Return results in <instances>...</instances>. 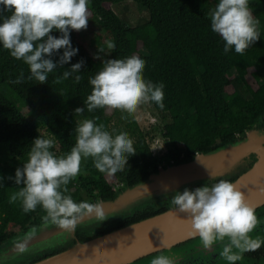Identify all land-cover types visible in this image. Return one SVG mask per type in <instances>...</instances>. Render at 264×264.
Returning <instances> with one entry per match:
<instances>
[{
  "label": "trees",
  "instance_id": "trees-1",
  "mask_svg": "<svg viewBox=\"0 0 264 264\" xmlns=\"http://www.w3.org/2000/svg\"><path fill=\"white\" fill-rule=\"evenodd\" d=\"M119 1L123 0H89L88 3V24H98L105 37L115 43L109 58L93 55L80 31L70 30L71 46L78 51L68 63L49 73L43 84L29 80L28 65L11 57L0 44V143L13 155L7 165L0 166V246L15 233L8 229L10 223L20 230L44 220L45 212L40 206L24 213L19 200L9 203L10 196L23 187L15 183V171L27 161L34 139L46 138L42 129L55 136L50 151L56 155L68 153L74 146L77 120L92 119L97 125L104 124L108 131L110 119L105 115L106 108L89 112L84 103L91 94L89 77L101 70L104 60L138 56L145 61L144 80L164 84L163 109L149 103L169 115L170 121L163 131L171 146L168 162L186 160L198 151L213 149L264 120V0H249L253 17L259 21L260 37L243 55L234 48L224 52V41L211 30L210 0H134L148 9L149 19L133 26H127L112 9V4ZM2 8L0 16L8 15ZM50 35L59 38L62 34L54 30ZM96 36L101 39L97 45L101 54L108 48L107 42L100 34ZM62 54L60 49L50 58L56 63ZM81 60L84 63L79 72L61 83H53L63 71ZM21 73L23 82L13 83ZM235 73L249 97L235 88L232 80ZM75 75L82 76L79 83L75 82ZM2 86L20 104L3 93ZM76 108L85 111L77 117ZM132 141L136 153L128 157L123 171L110 176L100 173L91 157L82 159L80 173L70 180L65 194L76 203L91 204L99 198H112L121 186L133 185L156 169L159 164L145 137L140 134ZM157 203L152 200L145 208L107 220L89 233L77 228L76 236L83 241L162 212L172 204L158 209L154 206ZM63 249L16 264H27Z\"/></svg>",
  "mask_w": 264,
  "mask_h": 264
},
{
  "label": "clouds",
  "instance_id": "clouds-1",
  "mask_svg": "<svg viewBox=\"0 0 264 264\" xmlns=\"http://www.w3.org/2000/svg\"><path fill=\"white\" fill-rule=\"evenodd\" d=\"M88 3L89 0H0L2 11L9 13L0 16V44L11 57L28 65L29 80L43 84L49 73L68 63L77 53L78 49L71 46L69 32L87 28ZM209 17L211 30L224 41L225 53L234 48L237 54L243 55L260 37L259 21L253 17L249 0H219ZM54 30L62 35L59 38L50 35ZM107 47L114 50V41H109ZM60 49L63 54L54 63L50 57ZM103 51L101 48L100 52ZM83 63L81 60L73 64L53 83H61L79 72ZM144 67L145 61L135 55L104 60L101 70L89 77L91 94L84 102L87 110L106 108L131 114L148 102L163 109L164 84L145 81ZM23 77L21 73L13 83H22ZM81 79V75H75L76 83ZM84 111L85 108L74 110L77 117ZM74 132V146L61 155L50 151L55 136L34 139L27 161L15 171L14 181L23 187L9 198V203L19 200L24 213L40 206L45 212V222L62 229H73L80 218L93 212L100 221L106 219L99 206L86 201L76 203L65 194L70 180L80 173L82 159L91 157L100 173L111 176L123 171L128 157L136 153L127 133L113 136L104 124L97 125L92 119L77 120ZM171 203L186 214L202 247L215 250L213 246H218L219 256L228 264H235L243 259L244 253L256 251L264 244V238L250 235L261 221L246 203L243 193L229 181L219 180L191 191L176 192ZM150 264L174 262L160 255Z\"/></svg>",
  "mask_w": 264,
  "mask_h": 264
},
{
  "label": "water",
  "instance_id": "water-1",
  "mask_svg": "<svg viewBox=\"0 0 264 264\" xmlns=\"http://www.w3.org/2000/svg\"><path fill=\"white\" fill-rule=\"evenodd\" d=\"M251 159V167L231 183L254 209L264 202V124L213 149L198 151L186 160L165 162L135 184L123 185L112 198L95 200L91 204L104 213L103 221L93 212L80 218L73 229H62L43 220L17 231L0 246V264L41 257L65 244L68 246L63 250L27 264H130L155 250L169 249L174 243L198 236L186 214L176 206L83 241L77 238L76 230L90 229L114 216L145 208L149 201L162 195L227 175Z\"/></svg>",
  "mask_w": 264,
  "mask_h": 264
},
{
  "label": "rangeland",
  "instance_id": "rangeland-1",
  "mask_svg": "<svg viewBox=\"0 0 264 264\" xmlns=\"http://www.w3.org/2000/svg\"><path fill=\"white\" fill-rule=\"evenodd\" d=\"M217 2L216 0H210L208 2V9L211 11L215 8ZM112 9L118 14L120 19L126 23L127 26H133L136 24L143 23L149 19V11L143 5L135 2L134 0H123L112 4ZM146 19V20H145ZM81 37L86 44L87 48L90 52L101 58H109L111 50L106 49L105 52L99 53L97 49L98 42L101 40L96 35L100 34L103 39L108 43L111 39L105 37V33L99 27L98 24H88L87 28L84 30H80ZM233 83L235 88L245 97H249V92L247 91L244 84L241 82L239 76L235 73L233 75ZM1 90L3 93L8 95L11 99L20 104L19 100L13 95V93L2 86ZM105 115L109 117V125L108 132L113 136L125 132L128 134V137L132 140L137 139V137L141 134L145 137L149 149L153 156L157 159L159 165H163L167 161V157L169 156V150L171 148L170 143L163 136L164 125L170 121L169 115L163 113L153 107L149 102L140 105L134 113H126L121 110H105ZM264 124V120L259 121L254 126H262ZM42 133L46 138H52V136L45 130L42 129ZM13 159V155L6 149V147L0 143V166L3 167L7 165ZM248 163V162H247ZM247 163L242 164L239 168ZM238 168V169H239ZM215 178V177H214ZM212 178H208L210 180ZM190 186V185H189ZM187 186L183 190L179 192H183L185 189H188ZM120 186H118L119 188ZM123 188L121 186L119 189ZM175 193L162 195V196H171ZM162 196L158 199L160 200ZM152 201V200H151ZM150 202V201H149ZM121 216V215H119ZM117 216L112 217L111 219L116 218ZM110 219V220H111ZM107 221V220H106ZM109 221V220H108ZM105 222L100 225H96L90 229L99 228L104 225ZM8 229L10 231H15V233L19 230H16L13 224H9ZM21 230V229H20ZM84 230V229H82ZM68 244L58 245L56 249H63L67 247ZM37 258V257H33Z\"/></svg>",
  "mask_w": 264,
  "mask_h": 264
},
{
  "label": "flooded vegetation",
  "instance_id": "flooded-vegetation-1",
  "mask_svg": "<svg viewBox=\"0 0 264 264\" xmlns=\"http://www.w3.org/2000/svg\"><path fill=\"white\" fill-rule=\"evenodd\" d=\"M253 159H251L246 165H243L241 168L234 170L233 172L215 177L210 180H205L202 183L192 184L188 187V190H194L197 187L204 185H212L219 180H226L229 182L234 181L241 173L245 172L252 165ZM175 195V194H174ZM171 196H162L160 200H156L157 204H154L155 208L164 207L167 203H171ZM174 207L173 204L169 208ZM255 214L261 223L258 227L250 234L253 238L260 236L264 238V202L254 208ZM118 217V216H117ZM88 230L86 233L91 232ZM85 233V232H84ZM66 248V247H65ZM215 250H205L200 242L199 236H194L192 238L179 241L174 243L169 249H160L150 252L144 256H141L133 261L130 264H150L151 260L160 255H166L170 257L174 264H228V262L219 256V247L214 245ZM235 264H264V244L260 249L252 252H247L243 254V259L236 261Z\"/></svg>",
  "mask_w": 264,
  "mask_h": 264
}]
</instances>
